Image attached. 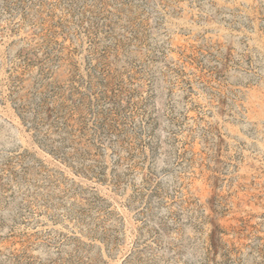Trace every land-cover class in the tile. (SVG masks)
Listing matches in <instances>:
<instances>
[{
  "label": "rangeland",
  "instance_id": "obj_1",
  "mask_svg": "<svg viewBox=\"0 0 264 264\" xmlns=\"http://www.w3.org/2000/svg\"><path fill=\"white\" fill-rule=\"evenodd\" d=\"M0 264H264V0H0Z\"/></svg>",
  "mask_w": 264,
  "mask_h": 264
}]
</instances>
